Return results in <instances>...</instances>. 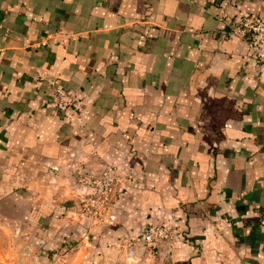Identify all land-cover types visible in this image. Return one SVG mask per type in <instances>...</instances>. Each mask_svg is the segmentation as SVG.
<instances>
[{
	"label": "crops",
	"instance_id": "0c3cea01",
	"mask_svg": "<svg viewBox=\"0 0 264 264\" xmlns=\"http://www.w3.org/2000/svg\"><path fill=\"white\" fill-rule=\"evenodd\" d=\"M251 14L264 0H0V264L53 243L124 264L121 240L160 219L169 264H264V62L221 34ZM85 163L145 174L93 232Z\"/></svg>",
	"mask_w": 264,
	"mask_h": 264
},
{
	"label": "built area",
	"instance_id": "2783aa9c",
	"mask_svg": "<svg viewBox=\"0 0 264 264\" xmlns=\"http://www.w3.org/2000/svg\"><path fill=\"white\" fill-rule=\"evenodd\" d=\"M223 36H232L244 41L256 61L264 62V16L247 15L228 23ZM83 99L68 90L55 85L52 107L65 113L78 112ZM128 167L103 163L95 170L85 163L83 171L75 175L80 196V211L87 221L88 229L111 227L119 223L117 208L123 200L131 181L144 176ZM176 246L174 228L164 219L148 224L139 232L121 240V248L126 256V264H145L150 261L170 262Z\"/></svg>",
	"mask_w": 264,
	"mask_h": 264
},
{
	"label": "rangeland",
	"instance_id": "374dc122",
	"mask_svg": "<svg viewBox=\"0 0 264 264\" xmlns=\"http://www.w3.org/2000/svg\"><path fill=\"white\" fill-rule=\"evenodd\" d=\"M90 245L91 244L87 243L85 248L84 249L82 248V250H84L83 256L81 255L78 256L79 247H77L76 243L68 247L66 246L55 247L53 243V246L51 245V249L49 252V258L46 264H108L104 261L100 263H94L95 260L93 261V257L88 255V252H91L90 250H93V245L92 246ZM144 263L145 264H169L165 261H161L159 263V261H153L152 259ZM124 264H126V261Z\"/></svg>",
	"mask_w": 264,
	"mask_h": 264
}]
</instances>
